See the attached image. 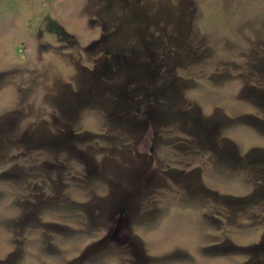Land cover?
I'll return each mask as SVG.
<instances>
[{
    "label": "rangeland",
    "instance_id": "374dc122",
    "mask_svg": "<svg viewBox=\"0 0 264 264\" xmlns=\"http://www.w3.org/2000/svg\"><path fill=\"white\" fill-rule=\"evenodd\" d=\"M0 264H264V0H0Z\"/></svg>",
    "mask_w": 264,
    "mask_h": 264
}]
</instances>
